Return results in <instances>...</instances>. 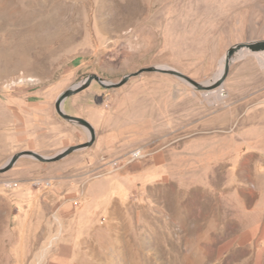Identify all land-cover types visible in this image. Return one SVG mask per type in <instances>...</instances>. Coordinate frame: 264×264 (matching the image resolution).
Here are the masks:
<instances>
[{
    "label": "rangeland",
    "instance_id": "rangeland-1",
    "mask_svg": "<svg viewBox=\"0 0 264 264\" xmlns=\"http://www.w3.org/2000/svg\"><path fill=\"white\" fill-rule=\"evenodd\" d=\"M260 41L264 0H0V168L78 147L0 173V264H264V51L227 58ZM157 67L216 86L93 81L62 103L92 131L55 109Z\"/></svg>",
    "mask_w": 264,
    "mask_h": 264
},
{
    "label": "water",
    "instance_id": "water-1",
    "mask_svg": "<svg viewBox=\"0 0 264 264\" xmlns=\"http://www.w3.org/2000/svg\"><path fill=\"white\" fill-rule=\"evenodd\" d=\"M239 48L249 49L251 51H264V41L255 42V43L238 44L228 51L227 56L229 57L232 54V49H239ZM224 67H225V71H226L227 61L225 62ZM145 72H147V73H149V72H163V73H168V74L184 77L193 87H195L198 90H210L214 86H216V85L199 84V83L189 79L188 77L180 74L179 72H177L175 70H170L167 68H165V69H159V68L142 69L136 73L125 76L122 81H120L119 83H116V84L106 82L96 75H90L84 80V82L81 86H77L73 90H68V91L62 93L56 101L55 109H56L57 113L63 119L70 121V122H75V123H79L81 125H84V126L88 127L90 129V131H92L89 124H87L84 120L76 118V117H72V116H69V115H66L65 113H63V110H62L63 100H65L67 97L71 96L72 94L77 93L78 91L87 88L93 81H96L101 87L106 88V89L116 88V87H119V86L123 85L124 83H126L130 77H134V76H137L138 74L145 73ZM76 149H78V147L67 148L61 154L54 156V157H44V156H41V155L34 153V152H31V151H24V152H21V153H18V154H15L14 156H12L9 159V161L5 164V166L0 168V173H4V172L8 171L9 169H11L13 167V165L21 157H24V156L30 157L32 159L39 161V162H54V161L59 160L61 157L75 151Z\"/></svg>",
    "mask_w": 264,
    "mask_h": 264
},
{
    "label": "bare ground",
    "instance_id": "bare-ground-1",
    "mask_svg": "<svg viewBox=\"0 0 264 264\" xmlns=\"http://www.w3.org/2000/svg\"><path fill=\"white\" fill-rule=\"evenodd\" d=\"M236 51H237V49H235ZM242 50H244V51H246V52H252L251 50H249V49H242ZM253 52H256V54H258L257 52H263V51H253ZM227 58H228V56H227ZM227 58L225 59L224 58V61L222 62V64H221V69H222V67H223V70H224V65H225V61H227ZM157 68H159V69H165L166 67H157ZM223 70H222V72H221V70H220V73L218 74V75H221L222 73H223Z\"/></svg>",
    "mask_w": 264,
    "mask_h": 264
},
{
    "label": "built area",
    "instance_id": "built-area-1",
    "mask_svg": "<svg viewBox=\"0 0 264 264\" xmlns=\"http://www.w3.org/2000/svg\"><path fill=\"white\" fill-rule=\"evenodd\" d=\"M139 157H141V153L139 151L131 153V159H137Z\"/></svg>",
    "mask_w": 264,
    "mask_h": 264
},
{
    "label": "crops",
    "instance_id": "crops-1",
    "mask_svg": "<svg viewBox=\"0 0 264 264\" xmlns=\"http://www.w3.org/2000/svg\"><path fill=\"white\" fill-rule=\"evenodd\" d=\"M164 160V159H163Z\"/></svg>",
    "mask_w": 264,
    "mask_h": 264
}]
</instances>
